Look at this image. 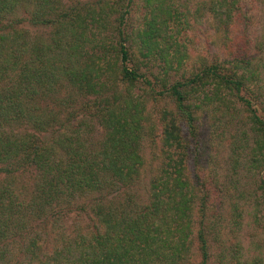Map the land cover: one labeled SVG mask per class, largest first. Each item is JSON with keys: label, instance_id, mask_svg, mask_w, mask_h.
<instances>
[{"label": "trees", "instance_id": "1", "mask_svg": "<svg viewBox=\"0 0 264 264\" xmlns=\"http://www.w3.org/2000/svg\"><path fill=\"white\" fill-rule=\"evenodd\" d=\"M22 1L0 0V17L15 15ZM131 2H99L106 4L109 11L116 12V6L119 7L118 49L113 47L111 53L101 52L93 58L94 62L70 73V82L76 90L99 95L96 113L101 114L104 128L100 148L90 149L79 135L74 139L62 132L68 125L60 120L61 113L40 105L52 95L53 84L61 80L57 77L59 68L49 70L47 66L51 65L47 59L41 62L44 67L34 65L46 55H36L25 63L21 34L10 35L0 30L5 34H0V264H207V244L201 232L196 234L201 258L195 262L192 257L190 204L194 192L183 176L187 146L175 119H169L163 130V145L167 151L159 177L151 180L149 200L144 206L132 200L144 167L140 153L142 108L127 90L121 96L112 91L111 96L106 97L104 70L96 63L106 54L111 57L116 52L120 56L118 82L135 85L140 79L145 80L138 65H129L132 57L125 45L129 38L124 37L121 30ZM41 3L60 2L45 0ZM215 3L219 11L213 10V14L227 19L232 17L228 9L239 0H216ZM145 6L149 19L145 29L137 32V37L144 50L141 54L148 58L159 49L166 23L180 19L173 13L175 10L170 9L169 0H145ZM46 9L51 12L48 16L60 18L58 30L62 18L68 14L58 7ZM41 14L35 13L36 24L49 25L52 20L39 17ZM78 18L76 14L74 20ZM15 23L16 20L8 27ZM87 24L88 20H83L84 28L78 36L73 35L76 42L82 37L81 43H68L66 48L58 46L59 52L47 45L43 47V54L55 53L53 60L60 63L82 51ZM241 63L250 66L249 62ZM55 64L52 66H57ZM240 67L235 65L231 73L229 70L224 73L214 64L205 66L192 78L170 85L160 80L163 89L157 96H167L174 103L175 114L193 131L195 110L199 107L195 109L191 101L199 96L205 100L212 91H233L239 98L247 83L244 74L239 73ZM210 87L213 89L208 90ZM245 103L248 108L251 106L248 101ZM90 108L83 102L76 110L86 112ZM251 117L261 151L258 163L264 170V120L255 111ZM55 124L60 125L61 133L44 137ZM29 181L32 182L30 187ZM262 190L264 196V186ZM93 194L97 196H92L83 207H76L90 215L84 230L70 236H57L62 238L60 246L48 253L42 252L46 251L45 246L41 251L39 245L47 243L50 234L39 221H56L65 215L61 205L73 211L72 205L79 204H74L77 203L74 200Z\"/></svg>", "mask_w": 264, "mask_h": 264}, {"label": "rangeland", "instance_id": "2", "mask_svg": "<svg viewBox=\"0 0 264 264\" xmlns=\"http://www.w3.org/2000/svg\"><path fill=\"white\" fill-rule=\"evenodd\" d=\"M44 1L23 0L15 15L0 17V30L10 35L21 34L26 51L23 55L25 63L36 55H46L34 65L44 67L41 62L47 59L51 65L47 66L49 70L59 68L55 70L59 71L57 77L61 80L53 84L52 95L49 94L40 105L61 113L60 120L68 125L62 132L74 139L79 135L90 149L93 146L100 148L104 128L101 114L96 113L99 95L76 90L70 82V73L94 62L93 58L101 52L111 53L113 47L117 51L119 7L116 6V12L106 10V4L99 3L102 0L41 3ZM215 2L169 0L170 9L175 10L173 13L179 16L180 21L166 23L159 49L145 58L141 54L144 50L137 32L145 29V22L149 19L148 8L145 0H132L121 30L124 37L129 38L125 45L132 57L130 67L138 65L150 84L143 79L135 85L118 82L120 56L116 52L111 57L106 54L102 61L96 63L104 70L106 86L103 93L106 97L111 96L112 91L119 92L121 96L127 90L132 100L140 103L142 108L140 153L144 167L135 184L132 200L139 206H144L149 200L151 180L159 177V168L166 156L163 130L173 118L186 141L183 176L194 192L190 204L194 261L201 258L196 236L201 232L207 244V264H264V170L258 163L261 151L257 128L251 119L252 111H255L264 120V0H239L228 9L232 17L227 19L218 13L217 16L213 14V10L219 11ZM47 7H58L68 14L62 18L63 23L58 30L56 26L60 18L48 16L51 12ZM35 13H42L39 17L53 22L36 24ZM76 14H79L77 21L74 20ZM85 19L88 20L84 31L87 39L82 51L60 63V60L54 62L55 53L43 54V47L47 45L59 52L58 46L66 48L68 43H81L82 37L80 42H76L73 35H79ZM15 20L16 23L9 28ZM4 33L0 31V34ZM242 61L249 62L250 66ZM54 64L57 66H52ZM214 64L219 65L224 73L240 65L239 73L244 74L246 86L239 98L233 91L208 92L205 100L200 96L194 98L191 105L199 108L195 110L194 129L190 131L184 120L175 114L174 103L167 96H157L163 89L160 80L170 85L192 78L205 66ZM63 101L68 104H63ZM247 101L251 105L249 108ZM83 102L91 108L86 112L76 110ZM59 133L60 125L55 124L44 137L51 138ZM31 183L28 182V187ZM92 196L97 194L74 200L77 201L74 204H79L72 205L73 211L68 210L70 207H65V204L61 205L65 215L56 221H39V225H46L44 231L50 234L47 243H42L43 246L38 244L41 251L45 246L46 251L42 252L48 253L60 246L62 238L57 236H70L84 230L90 215L76 207H83Z\"/></svg>", "mask_w": 264, "mask_h": 264}]
</instances>
